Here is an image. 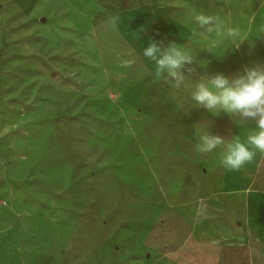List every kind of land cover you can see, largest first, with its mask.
Segmentation results:
<instances>
[{
  "label": "rangeland",
  "instance_id": "rangeland-1",
  "mask_svg": "<svg viewBox=\"0 0 264 264\" xmlns=\"http://www.w3.org/2000/svg\"><path fill=\"white\" fill-rule=\"evenodd\" d=\"M143 4L191 28L192 11L239 28L247 41L222 56L227 77L264 64V0H0V264H172L149 246L164 234L169 250L171 224L183 218L224 247L226 264H264L243 194L219 193L190 145L170 149L177 138L149 117L153 104L146 111L108 86L107 71L116 84L145 75L136 54L121 66L134 51L111 24ZM43 96L52 117L25 121ZM213 154L202 159L219 176Z\"/></svg>",
  "mask_w": 264,
  "mask_h": 264
},
{
  "label": "crops",
  "instance_id": "crops-1",
  "mask_svg": "<svg viewBox=\"0 0 264 264\" xmlns=\"http://www.w3.org/2000/svg\"><path fill=\"white\" fill-rule=\"evenodd\" d=\"M114 17L117 18L116 26L121 39L134 51L145 75L141 78H136L135 75L129 77L130 83H127L128 74L123 75L116 84V74L107 71L108 86L121 87L124 101L138 102L140 106H144V109L150 108L151 104L154 105L155 111L150 113L149 109V117L161 119L171 135L177 138L170 145L172 151L184 150L182 141H185L196 152L195 146L199 142L198 133L202 128V125L198 124L200 122H207L209 132L214 135L229 139L238 135L242 140L246 139L249 132L255 127L253 121L243 125L216 121L217 117L206 109L191 106L186 91L174 88L165 77H155L154 62L144 58L141 54L143 48L152 41L162 42L165 47L170 44L187 45L197 55L198 61L206 63L204 66L194 65L196 71L191 77L200 78L205 74L209 76L217 73L224 74L227 66L226 59L223 62L222 57H217L223 55L224 49L215 50L214 54L217 55L215 57L213 53L204 49L207 40L203 36L193 37L191 27L172 19L163 9L153 4L128 8L118 12ZM212 55L214 56L212 57ZM185 74H188L186 70ZM35 79L38 78L34 77L36 82L39 80ZM35 100L37 104H29L31 109L28 108L25 121L37 118L49 120L54 113L49 97L43 96L41 99L37 97ZM29 105L27 104V106ZM48 129L49 133L50 127ZM228 129L229 133H227ZM222 151V146L213 151V158L217 160V166L220 167L219 176L210 172V168L203 162L202 154L197 152L194 155L196 165L206 166L204 177L214 180L219 193L231 196L238 193L243 194L244 225L254 233L259 244L264 248V154L257 152L254 160L237 172L228 171L221 166ZM176 211L178 215L183 213L178 209ZM181 221L177 225L171 224L172 244L169 250L164 246V234L161 235V238H156L153 247L149 246L154 250L155 261H169L172 264H226L227 254L222 245L208 239V235L200 232L197 224L194 225L193 222L184 218ZM168 227H170L168 224H164L162 230L164 231ZM158 234L159 232H156V237ZM147 238L148 235L143 233L140 235L139 241L146 243ZM147 255L150 257L152 253H146V257ZM166 257H169V260ZM135 263L147 264L148 261L134 259L131 264Z\"/></svg>",
  "mask_w": 264,
  "mask_h": 264
},
{
  "label": "clouds",
  "instance_id": "clouds-1",
  "mask_svg": "<svg viewBox=\"0 0 264 264\" xmlns=\"http://www.w3.org/2000/svg\"><path fill=\"white\" fill-rule=\"evenodd\" d=\"M116 23L117 18H111L113 27ZM190 23L194 25L192 36H203L207 40L204 49L213 54L215 50L224 47L226 40H230L231 45L224 50L223 55L229 48L238 50L247 41V36L239 28L232 27L219 15L192 11ZM259 35L264 38V28L260 29ZM141 54L154 62L155 77H165L174 88L188 93L191 106L206 109L213 116L224 113L238 125L254 122L255 127L245 140L238 135L230 139L214 135L209 132L207 122L198 123L202 128L198 133L199 142L195 146L197 153H212L222 146L221 166L237 172L252 162L257 152L264 154V64L246 66L231 78L221 73L211 76L205 74L193 82L191 75L196 71L194 65L204 66L206 63L198 61L197 55L187 45L170 44L165 47L162 42L152 41L143 48ZM128 55L131 58L123 59L122 67H130L135 63V53L129 52Z\"/></svg>",
  "mask_w": 264,
  "mask_h": 264
}]
</instances>
